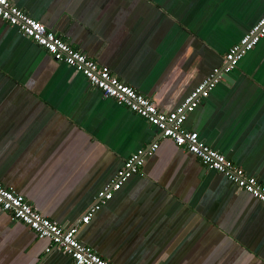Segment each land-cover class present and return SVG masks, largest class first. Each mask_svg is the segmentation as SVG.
<instances>
[{"label":"crops","instance_id":"1","mask_svg":"<svg viewBox=\"0 0 264 264\" xmlns=\"http://www.w3.org/2000/svg\"><path fill=\"white\" fill-rule=\"evenodd\" d=\"M170 111L264 13V0H10ZM186 114L264 183V36ZM140 170L80 217L136 149ZM0 183L112 264H264V204L0 19ZM0 264H73L0 209Z\"/></svg>","mask_w":264,"mask_h":264},{"label":"built area","instance_id":"2","mask_svg":"<svg viewBox=\"0 0 264 264\" xmlns=\"http://www.w3.org/2000/svg\"><path fill=\"white\" fill-rule=\"evenodd\" d=\"M0 19L43 48L54 61L64 63L80 72L103 97L112 98L117 104L126 107L156 128L161 137L169 138L175 145L193 154L205 169L222 174L237 189L247 192L264 204V183L208 146L199 138L196 131L182 126L186 114L196 107L201 98L209 94L221 79V75L232 70L239 59L264 36V13L227 48L223 54V64L213 67L180 104L170 111L158 109L152 100L119 80L108 67L73 48L66 40L10 0H0ZM156 148L157 142L153 141L131 152L116 169L112 178L97 191L95 202L80 217L79 222L86 223L90 214L110 199L127 177L140 170L144 156L152 154ZM0 209L7 212L11 219L25 224L37 238L47 239L51 247L67 255L73 264H112L76 238L77 223L68 225L56 223L42 215L23 195L1 183Z\"/></svg>","mask_w":264,"mask_h":264},{"label":"water","instance_id":"3","mask_svg":"<svg viewBox=\"0 0 264 264\" xmlns=\"http://www.w3.org/2000/svg\"><path fill=\"white\" fill-rule=\"evenodd\" d=\"M227 77V74L226 73H223L222 75H221V78H226ZM258 179V178H257ZM259 180V179H258ZM260 181V180H259Z\"/></svg>","mask_w":264,"mask_h":264}]
</instances>
